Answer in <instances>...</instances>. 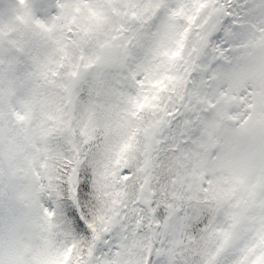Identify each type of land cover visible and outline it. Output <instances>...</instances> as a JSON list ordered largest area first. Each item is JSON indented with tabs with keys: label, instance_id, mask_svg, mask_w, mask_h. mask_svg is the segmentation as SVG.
I'll use <instances>...</instances> for the list:
<instances>
[{
	"label": "snow or ice",
	"instance_id": "obj_1",
	"mask_svg": "<svg viewBox=\"0 0 264 264\" xmlns=\"http://www.w3.org/2000/svg\"><path fill=\"white\" fill-rule=\"evenodd\" d=\"M0 264H264V0H0Z\"/></svg>",
	"mask_w": 264,
	"mask_h": 264
}]
</instances>
